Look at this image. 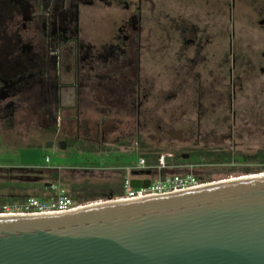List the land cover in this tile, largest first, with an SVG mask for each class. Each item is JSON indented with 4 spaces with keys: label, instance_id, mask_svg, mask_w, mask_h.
<instances>
[{
    "label": "rangeland",
    "instance_id": "rangeland-1",
    "mask_svg": "<svg viewBox=\"0 0 264 264\" xmlns=\"http://www.w3.org/2000/svg\"><path fill=\"white\" fill-rule=\"evenodd\" d=\"M159 4L162 8L153 13L157 22L148 23L151 35L147 41L161 38L160 43L166 44L163 52L146 46L149 50L142 52L137 66H125L126 62L120 61L106 68L113 69L116 83L86 84L91 79L80 75L71 88L72 65L68 74L63 70L66 59H62L58 70L66 81L58 84L51 78L48 84L53 89L54 84L69 87L60 94L53 93L52 88L46 93V78L41 79V85L33 79L39 74L30 61L27 32H22L23 46L13 51L19 71L0 68V205L19 197L46 199L60 190L76 205L107 201L110 195L102 190L92 199L80 196L91 184L103 182L120 172V167L134 163L141 156L139 143L161 149L160 153L212 150L208 156L172 158L175 163H207L194 170L206 184L264 173V81L221 83L227 66L223 59L230 57L226 8L201 10V20H194L189 19L192 11L188 8L167 1ZM173 11L186 16L190 25L208 27L207 35L199 40L203 44L207 39L202 45L208 46L205 60L187 64L184 58L191 54V48L179 45L183 33L176 35L170 27L168 17ZM207 11L212 14H203ZM97 13L92 8L80 18L79 36L90 50L110 40L117 25L110 23V12ZM180 63L186 73L177 71ZM193 70L199 74L196 79L191 77ZM127 80L134 86L122 92ZM88 90L95 91L102 101ZM143 90L147 98H140L138 104L135 91L141 95ZM104 91L112 93L111 105L105 103ZM244 154L257 156L245 160ZM141 157L148 164L154 161ZM54 171L65 180L49 176Z\"/></svg>",
    "mask_w": 264,
    "mask_h": 264
},
{
    "label": "water",
    "instance_id": "water-1",
    "mask_svg": "<svg viewBox=\"0 0 264 264\" xmlns=\"http://www.w3.org/2000/svg\"><path fill=\"white\" fill-rule=\"evenodd\" d=\"M0 264H264V176L0 216Z\"/></svg>",
    "mask_w": 264,
    "mask_h": 264
},
{
    "label": "flooded vegetation",
    "instance_id": "flooded-vegetation-1",
    "mask_svg": "<svg viewBox=\"0 0 264 264\" xmlns=\"http://www.w3.org/2000/svg\"><path fill=\"white\" fill-rule=\"evenodd\" d=\"M154 1L0 0V68L3 67L5 70L9 69L14 72L19 71L15 64L17 58L13 51L16 46L17 48L23 46L22 32H27L28 39L26 41L28 43L26 45L28 50H31L30 61L32 65L36 66L35 70L39 74V76L34 74L33 79H37L34 80L35 84L41 85V79L46 78L44 80L47 82L44 85L46 93L52 88L48 84L51 78L57 79L58 84L66 81L62 80V76L59 74L61 70H58L62 59H66L63 63V70L68 74H70L69 65H72L71 88L76 86L75 83L80 75H87L88 79H91L86 84L116 83L112 78L115 72L113 69L107 71L106 68L118 64L120 61L126 62L125 66H137L140 63L142 52H148L147 47L154 48L151 50L156 53L163 52L166 44L160 43L161 38L156 39L155 37L152 43L147 41L148 36L151 35L148 23L157 22L158 18L153 13L159 12L158 10L162 8L160 2L167 1L172 6L178 5L190 9L192 12L189 19L194 20H201V10L212 8L221 10L225 7L229 26L227 50L230 57L227 60L223 59L227 66L226 71L221 75V83L264 81V0H158L156 4ZM197 1L198 3L195 4L194 2ZM157 4H159V8ZM92 8L95 13L98 11L102 14L110 12L112 16L110 23H117V25L110 40L99 43L97 48L90 50L79 36V25L83 13L90 12ZM171 13L172 16L168 17L171 29L175 31L176 35H179V31L183 33L181 37L179 36V45L191 48V54L184 58L187 64H196L200 58L205 60V51L208 46L202 45L206 43L207 39L204 38L205 43L203 44L199 40L202 36L207 35L208 27H205V24L190 25L186 16L175 14L177 11ZM203 14H212V12L207 11ZM158 30L161 29L157 28L156 31ZM189 33L193 34L194 39ZM195 40L199 42L196 43ZM203 47L205 48L203 49ZM183 64L185 63L183 62ZM220 64L222 65V62ZM181 65L180 63L178 66L180 68L177 67V71L186 73L187 69L185 67L181 69ZM198 75L195 70L191 73V77L194 79ZM129 80H132V77ZM58 84H54L53 93L60 94L62 89L69 87L66 84ZM132 86L134 85L131 81L127 80L122 92ZM89 92L95 99L102 101L95 91ZM141 93L139 95L135 91V95L139 99L138 104L141 103L140 98H147L144 90ZM103 95L107 100L105 103L111 105L109 99L114 98L112 93L104 91ZM138 104L137 109L139 108ZM4 105L8 110L10 109V104ZM10 113L11 110L6 115H10Z\"/></svg>",
    "mask_w": 264,
    "mask_h": 264
},
{
    "label": "built area",
    "instance_id": "built-area-1",
    "mask_svg": "<svg viewBox=\"0 0 264 264\" xmlns=\"http://www.w3.org/2000/svg\"><path fill=\"white\" fill-rule=\"evenodd\" d=\"M173 155L170 152L159 153L153 163L148 164L146 160L138 156L134 163L120 167L122 179L120 183V194L109 199L125 200L165 194L192 188H198L205 182L202 177L194 172L197 167L207 165L201 163L172 162ZM47 160V157H45ZM174 169V172H170ZM136 179L140 182L147 179L146 186L130 185V180ZM77 206L74 201L62 190L55 192L46 199L36 197H25L23 200L5 203L0 206L1 213H12L22 215H37L74 210Z\"/></svg>",
    "mask_w": 264,
    "mask_h": 264
},
{
    "label": "trees",
    "instance_id": "trees-1",
    "mask_svg": "<svg viewBox=\"0 0 264 264\" xmlns=\"http://www.w3.org/2000/svg\"><path fill=\"white\" fill-rule=\"evenodd\" d=\"M100 133L103 135L102 131H100ZM101 134H100V136H101ZM146 147L147 146L145 144L139 143L138 154L141 156H145L146 158H152L155 161L158 154L161 152V149L155 148L154 150H152V149H149ZM186 151H187L186 153L188 156L187 158H190V157L197 158L201 155H207L208 156V155H211L213 153L212 150H202V149H199V150L189 149ZM181 152L172 153L173 159L176 157H180ZM242 156L245 160H254V159H256L257 154H244ZM49 176L57 177L61 181L65 180L64 177H62V176L58 177V174L56 173V171L50 173ZM121 179H122V171L116 172V174H114L113 177L107 178L106 180H103V182L100 181V182L91 184V188L88 190V192L86 194H83L80 197L83 199H92L93 197H96V196L99 197V193H98L99 190H102L103 192H108V195H110V196H117L120 194ZM69 194H73L72 190H70ZM73 197H75V196L73 195ZM24 198L25 197H19L17 199V201L23 200ZM108 200H110V199H108Z\"/></svg>",
    "mask_w": 264,
    "mask_h": 264
},
{
    "label": "bare ground",
    "instance_id": "bare-ground-1",
    "mask_svg": "<svg viewBox=\"0 0 264 264\" xmlns=\"http://www.w3.org/2000/svg\"><path fill=\"white\" fill-rule=\"evenodd\" d=\"M257 176H264V173H262V174H252V175H246V176H240V177H234V178H229V179H225V180H221V181H217V182H212V183H209V184L204 183L203 185H210V184L223 182V181L237 180V179H243V178H249V177H257ZM112 200L113 199H110V200H107V201H112ZM98 203H101V201L97 202V203H94V204H98ZM94 204H90V205H94ZM90 205H87V206H90ZM82 207H86V206L79 205L75 209L82 208ZM12 215H20V214H17V213L16 214H12V213L8 214V213H1L0 212V216H12Z\"/></svg>",
    "mask_w": 264,
    "mask_h": 264
},
{
    "label": "crops",
    "instance_id": "crops-1",
    "mask_svg": "<svg viewBox=\"0 0 264 264\" xmlns=\"http://www.w3.org/2000/svg\"><path fill=\"white\" fill-rule=\"evenodd\" d=\"M181 155H183V154H181ZM187 157V156H186Z\"/></svg>",
    "mask_w": 264,
    "mask_h": 264
}]
</instances>
